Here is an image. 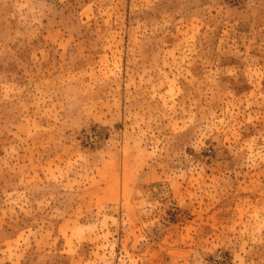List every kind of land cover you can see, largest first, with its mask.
Returning <instances> with one entry per match:
<instances>
[{"label": "rangeland", "instance_id": "1", "mask_svg": "<svg viewBox=\"0 0 264 264\" xmlns=\"http://www.w3.org/2000/svg\"><path fill=\"white\" fill-rule=\"evenodd\" d=\"M0 264H264V0H0Z\"/></svg>", "mask_w": 264, "mask_h": 264}, {"label": "built area", "instance_id": "2", "mask_svg": "<svg viewBox=\"0 0 264 264\" xmlns=\"http://www.w3.org/2000/svg\"><path fill=\"white\" fill-rule=\"evenodd\" d=\"M84 137H87V135L85 134Z\"/></svg>", "mask_w": 264, "mask_h": 264}]
</instances>
